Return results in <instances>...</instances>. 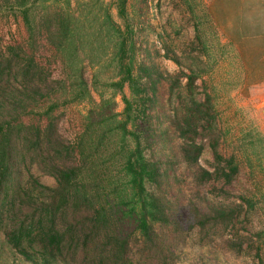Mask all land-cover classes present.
I'll list each match as a JSON object with an SVG mask.
<instances>
[{
  "label": "trees",
  "instance_id": "obj_1",
  "mask_svg": "<svg viewBox=\"0 0 264 264\" xmlns=\"http://www.w3.org/2000/svg\"><path fill=\"white\" fill-rule=\"evenodd\" d=\"M150 1L0 0L25 33L0 40V264H177L182 247L219 242L263 263L259 165L222 146L216 103L198 85L199 28L184 59L141 45ZM158 59L181 73L164 75ZM87 65L114 68L110 96ZM81 105L91 114L72 137L66 109Z\"/></svg>",
  "mask_w": 264,
  "mask_h": 264
},
{
  "label": "rangeland",
  "instance_id": "obj_2",
  "mask_svg": "<svg viewBox=\"0 0 264 264\" xmlns=\"http://www.w3.org/2000/svg\"><path fill=\"white\" fill-rule=\"evenodd\" d=\"M235 2L237 3L229 0L150 1L146 17L152 29L146 40L148 43L141 45L154 56L156 51L164 53L162 46L165 43L176 56L183 58L188 56L187 48L195 38L196 26L199 28L207 51L202 57L204 74L198 85L201 87L200 91L206 90L216 103L221 127L228 142L222 146L227 153L240 149L241 159H249L259 165L256 177L260 181V188H264V0ZM231 4L234 5L230 7ZM113 15L117 18L115 11ZM156 30L162 37L161 39L159 36V42ZM23 34V27H19L11 13H0L2 42L22 38ZM144 49L139 52L140 61L147 59ZM157 61L164 75L174 77L181 73V69L173 63L164 59ZM183 65L188 67L189 63L183 60ZM85 75L90 85L97 83L95 89L106 91L107 96L111 95L103 84L113 78L114 68L106 65L99 71L92 65H87ZM98 93L93 92L96 102L99 101ZM123 108L122 99L117 96L114 112L122 113ZM66 110L68 119L64 130L75 137L82 117L90 115L91 109L87 105H81ZM178 145L174 141L170 147L177 149ZM211 157V151L207 150L202 162L211 160ZM43 182L53 185L51 179H43ZM254 223L255 229L264 228V214H260ZM222 246V242L214 248H194L188 244L180 249L182 254L177 264H260L253 256H236L225 252L226 248ZM262 259L261 264H264V254Z\"/></svg>",
  "mask_w": 264,
  "mask_h": 264
}]
</instances>
